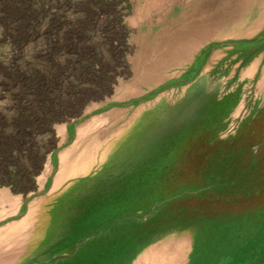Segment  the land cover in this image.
Listing matches in <instances>:
<instances>
[{"label": "rangeland", "instance_id": "1", "mask_svg": "<svg viewBox=\"0 0 264 264\" xmlns=\"http://www.w3.org/2000/svg\"><path fill=\"white\" fill-rule=\"evenodd\" d=\"M102 1L111 8L103 11ZM61 2L60 9L52 6ZM46 5L38 30L18 48L0 28V149L14 146L12 161L0 154V190L11 183L5 171H16L19 163L25 167L32 152L34 174L43 169L40 180L55 175L64 157L67 167L75 157L87 163L94 157L98 169L114 171L143 158L148 173L161 175L163 194L146 198V241L186 231L196 204L214 202L226 221L201 229L210 259L203 264H264V0H48ZM59 12L60 26L47 32ZM71 33L75 45H61ZM28 68L43 78L39 93L21 95L10 73ZM56 69L65 74L52 96L45 75ZM51 105L63 111L45 128L30 131L26 147L19 149L16 120L44 114ZM213 158L231 163L218 161L216 180H205ZM240 169L247 171L237 178ZM10 191L22 193L24 202L45 195L25 181ZM14 212L3 208L1 229L17 219ZM39 213L34 218L39 227L23 233L20 248L29 235L46 236L52 257L54 243L68 230L55 227L60 221L54 222L52 209L43 218ZM120 235L114 236L113 264H121L128 248ZM63 258L50 264H73Z\"/></svg>", "mask_w": 264, "mask_h": 264}, {"label": "crops", "instance_id": "2", "mask_svg": "<svg viewBox=\"0 0 264 264\" xmlns=\"http://www.w3.org/2000/svg\"><path fill=\"white\" fill-rule=\"evenodd\" d=\"M74 159L73 167H67L70 163L66 157L61 158L58 172L42 180L43 169L34 174L28 162L25 167L19 163L16 171L10 170L8 177L11 183L2 187L5 191L0 190V218L3 208L8 206L15 211L17 219L5 230L0 228V264L16 260H25V264H50L52 258L55 260L61 255L64 261L72 260L73 264H86L87 261L90 264H113L115 228L121 231L119 238L122 243L128 242L127 250L120 257L121 264H192L199 257L197 264H203L210 260L209 255L203 252L201 229H217L221 222L226 221L224 216L193 218L186 231L172 230L146 241V198L163 195L161 175L147 173L143 158L125 164L128 167H121L119 171L98 169L94 157L88 163L81 157ZM21 181L32 183L37 191L44 189L45 195H37L25 202L22 193L12 195L10 189ZM50 209L55 219L58 217L54 222L61 223L56 222L58 225L55 223V227L68 230V233L63 232L61 240L54 243L56 253L51 257L46 236L34 239L30 235L21 251L23 233L26 236L29 230L38 228V220L34 218L39 212L43 218L42 214ZM67 212L69 216L66 219L63 214ZM140 215L143 217L141 220ZM42 223L41 219L40 225ZM131 237L135 238L132 242Z\"/></svg>", "mask_w": 264, "mask_h": 264}, {"label": "trees", "instance_id": "3", "mask_svg": "<svg viewBox=\"0 0 264 264\" xmlns=\"http://www.w3.org/2000/svg\"><path fill=\"white\" fill-rule=\"evenodd\" d=\"M47 1L48 0H0V28L9 35V37L13 38V42L16 45V48H18L19 45H21L24 40L30 36H33L36 31L38 30V27L40 25L41 20L43 19V16L45 15L47 11ZM90 5V4H89ZM53 7H56L57 9H60L61 6H63V2L61 3H54L52 5ZM101 8L103 11H107L111 8V4L105 1L101 2ZM85 11L87 14L91 13V9L86 7ZM60 12L55 15V17L51 18L49 27L47 28V32L55 31L60 26ZM72 32V31H71ZM75 38V34L71 33L69 34L68 42L61 43V45H66L68 43L71 48L75 45V41L72 39ZM57 51L54 50L53 54L49 57V61L53 62L54 55ZM18 55L16 56V58ZM27 70V69H26ZM38 74V75H37ZM64 71H58L57 69L54 70V72L50 73L47 76L46 82L49 84L50 89H48L53 96V93L55 92V86L60 83L62 76L64 75ZM43 76H41V73H38L34 70H31L28 68V72L25 71H12L10 73V79L11 84L15 85L17 84L19 87V91L21 95L32 93L33 91H36L39 93V85L41 83V79ZM73 94V91L70 92V95ZM59 95V93H57ZM56 97V95L54 96ZM63 111V108L54 107L53 105L50 106V109L47 112L43 113H26L24 116H21L19 119L16 120V125L18 129L20 130V137L17 138L16 146H18L19 149H23L26 147V141L29 139L30 131H34L40 128H45L47 124L51 121L52 117L55 115H58ZM14 146H11L10 144H3L0 149V154L3 157V159L7 161H12L13 159L10 158V153L12 151V148ZM6 155H9L6 156ZM33 156V154H31ZM30 155V157H31ZM224 158V156H223ZM211 161L208 160L209 166H208V173L206 176H204L205 180H216L215 176L217 174H214L213 166L217 165L221 161L226 164H230L231 162L227 160V162L224 159ZM15 157V161H16ZM228 159V158H227ZM234 159V158H232ZM32 161V159H31ZM30 165H32L33 162H29ZM232 165L228 166V169L231 172ZM149 171V170H148ZM234 171V170H233ZM246 172L247 170H239L237 173V178H241L242 172ZM23 172V171H22ZM148 173V172H147ZM150 173V172H149ZM240 173V174H239ZM223 181V180H221ZM171 195L165 194V196ZM185 196H193V195H186ZM161 198V197H160ZM171 203V202H169ZM212 206L205 205V204H196L195 208L191 212V217L196 219H204L205 217L210 218L213 216H216L218 211L214 207L216 204L213 202L211 204ZM208 206V208L206 207ZM189 214V212H187ZM131 220V219H130ZM148 221V220H146ZM114 232L119 234L121 231L119 229H114Z\"/></svg>", "mask_w": 264, "mask_h": 264}, {"label": "flooded vegetation", "instance_id": "4", "mask_svg": "<svg viewBox=\"0 0 264 264\" xmlns=\"http://www.w3.org/2000/svg\"><path fill=\"white\" fill-rule=\"evenodd\" d=\"M35 152H36V151H35ZM32 153L34 154V152H32ZM32 153H31V154H32ZM21 154H22V153H21ZM6 156L9 157V155H6ZM19 157L21 158L22 155H20ZM26 159H27L28 162H33V160H34L35 158H34V156L31 155V157H30V156H29V157H26ZM31 159H32V161H31ZM5 173H6L7 176H9V173H8V172L5 171ZM20 174H21V173H20Z\"/></svg>", "mask_w": 264, "mask_h": 264}, {"label": "bare ground", "instance_id": "5", "mask_svg": "<svg viewBox=\"0 0 264 264\" xmlns=\"http://www.w3.org/2000/svg\"><path fill=\"white\" fill-rule=\"evenodd\" d=\"M199 91H200V90H199ZM199 91H198V92H199Z\"/></svg>", "mask_w": 264, "mask_h": 264}]
</instances>
